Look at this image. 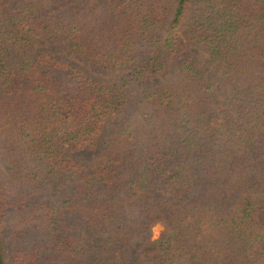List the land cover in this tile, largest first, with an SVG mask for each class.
<instances>
[{
    "label": "trees",
    "instance_id": "1",
    "mask_svg": "<svg viewBox=\"0 0 264 264\" xmlns=\"http://www.w3.org/2000/svg\"><path fill=\"white\" fill-rule=\"evenodd\" d=\"M263 206L264 0H0V264H264Z\"/></svg>",
    "mask_w": 264,
    "mask_h": 264
},
{
    "label": "rangeland",
    "instance_id": "2",
    "mask_svg": "<svg viewBox=\"0 0 264 264\" xmlns=\"http://www.w3.org/2000/svg\"><path fill=\"white\" fill-rule=\"evenodd\" d=\"M53 45H54V47H57V43H53ZM50 46H51L50 43H46L43 46V48L49 49ZM56 53L58 55H61V56L65 55L64 50L61 49V48L56 49ZM69 59L72 62L79 63L80 65L83 64L82 62H80L78 59H76L74 57H69ZM123 74H125V73L122 72V71H116V72L111 73V74H105V76H103V78L105 80H116L117 78L121 77ZM212 76H215L214 72H212ZM162 81H165V80L160 78V79H158V81H155L152 85H155L157 82L160 83ZM140 88H144V87H140ZM126 117L130 118L133 121V125H135L136 127H139L140 138L143 139V140H147L148 139L147 129H145L143 127V125H147V124L144 122V119L142 118V115L137 113L135 111V109H131L130 108V110H128L127 112H123V113L115 116L111 121H109L106 124L107 125L106 127L108 129L115 128L120 122H122L124 119H126ZM158 185H159V190L162 193H168L170 191L169 187L164 184V181H160ZM257 219L260 220V221L264 220V206H263L262 210L258 213ZM162 230H163V227L160 226V225H157L156 227H154V229H153V239H157L159 237L160 233L162 232Z\"/></svg>",
    "mask_w": 264,
    "mask_h": 264
}]
</instances>
